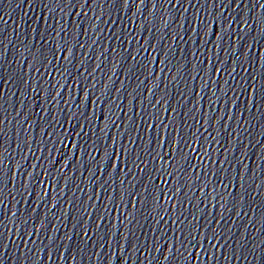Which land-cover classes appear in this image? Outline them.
I'll use <instances>...</instances> for the list:
<instances>
[{
	"label": "snow or ice",
	"instance_id": "1",
	"mask_svg": "<svg viewBox=\"0 0 264 264\" xmlns=\"http://www.w3.org/2000/svg\"><path fill=\"white\" fill-rule=\"evenodd\" d=\"M73 147H75V145H73Z\"/></svg>",
	"mask_w": 264,
	"mask_h": 264
}]
</instances>
